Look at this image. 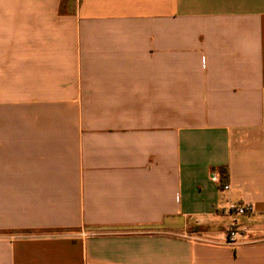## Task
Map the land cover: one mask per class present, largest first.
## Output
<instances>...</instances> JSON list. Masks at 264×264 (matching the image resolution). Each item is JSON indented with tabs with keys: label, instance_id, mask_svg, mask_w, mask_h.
Returning <instances> with one entry per match:
<instances>
[{
	"label": "crops",
	"instance_id": "0c3cea01",
	"mask_svg": "<svg viewBox=\"0 0 264 264\" xmlns=\"http://www.w3.org/2000/svg\"><path fill=\"white\" fill-rule=\"evenodd\" d=\"M0 264H264V0H0Z\"/></svg>",
	"mask_w": 264,
	"mask_h": 264
},
{
	"label": "built area",
	"instance_id": "2783aa9c",
	"mask_svg": "<svg viewBox=\"0 0 264 264\" xmlns=\"http://www.w3.org/2000/svg\"><path fill=\"white\" fill-rule=\"evenodd\" d=\"M224 188H228L227 185ZM228 214H236V215H246L253 212V206L248 203H229L225 209ZM237 235V225L236 222H231L225 231V240L227 242H231L235 239Z\"/></svg>",
	"mask_w": 264,
	"mask_h": 264
}]
</instances>
